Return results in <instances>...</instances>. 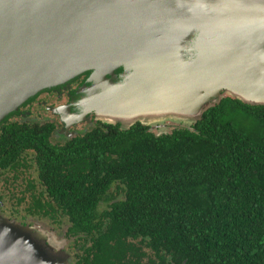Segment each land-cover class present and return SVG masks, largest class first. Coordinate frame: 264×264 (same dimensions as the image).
I'll return each mask as SVG.
<instances>
[{"label":"trees","instance_id":"trees-1","mask_svg":"<svg viewBox=\"0 0 264 264\" xmlns=\"http://www.w3.org/2000/svg\"><path fill=\"white\" fill-rule=\"evenodd\" d=\"M1 126L0 170L34 163L27 210L81 263L141 264L147 249V264H264V105L224 97L160 135L97 121L57 142L54 124Z\"/></svg>","mask_w":264,"mask_h":264},{"label":"water","instance_id":"water-1","mask_svg":"<svg viewBox=\"0 0 264 264\" xmlns=\"http://www.w3.org/2000/svg\"><path fill=\"white\" fill-rule=\"evenodd\" d=\"M81 77L52 108L63 134L93 119L191 128L223 91L264 105V0H0V126ZM0 264L69 255L55 232L0 216Z\"/></svg>","mask_w":264,"mask_h":264},{"label":"flooded vegetation","instance_id":"flooded-vegetation-1","mask_svg":"<svg viewBox=\"0 0 264 264\" xmlns=\"http://www.w3.org/2000/svg\"><path fill=\"white\" fill-rule=\"evenodd\" d=\"M72 84H74V82ZM72 84H71L70 88L69 87L66 88L67 89L66 91L65 90H63V91L53 90V92H52L53 94L50 96V98L54 97L55 101L58 102V103L53 102L54 103L52 105L53 107H60V106L66 105V104H68L70 102L71 93L73 92V90L76 89V87H78L76 85H73V88H72ZM44 96H46V94ZM44 102H46L44 99L41 100V101H38L37 103H34L37 106H33V107L38 110V109L43 107ZM30 104H27L26 107L27 106H31ZM48 107H49V105H45L46 110L49 109ZM24 113H25V115H24ZM24 113L21 112V113H19L20 114L19 116L16 115L15 117H12L9 120V122L10 123H18V124H23V123H27V124H29V123H32V124L40 123L41 125L42 124H54V126L56 127V134H55L54 139L57 142H60V141H63V140L65 141L66 139H71V138L75 137L76 135L83 133L85 130H88L89 128H91V127H93L95 125V122H93L92 124L82 123V124H80L78 126L71 127L69 130L66 129L64 131V134H63L62 133L63 126H62V124L60 122V119H59L58 116L54 115L53 111H50V114L52 115V116H50L51 118L46 119L44 121H40L39 118H41V119L43 118L42 115H40V114H39L38 117H36V118H34L32 120H30V119L28 120L27 118L31 117L30 116L31 112L26 111ZM20 117L22 118L21 120H23V121L19 120ZM88 125H91V126L88 127V129H87ZM1 127H0V132H1ZM22 169H20V170H22ZM19 171H14V170L4 171V170H0V177H5L6 176V178L4 180L5 181L6 190L3 191L0 188V209H1L0 215L2 217H4V218L10 220V221H14L16 223H20L21 225H34L35 222L32 223V224H29V222H27L28 218L26 216H24V217H22V215L20 216V211H18L16 209H14V211L12 212V215L14 216L13 219L8 218L6 216L7 215L6 214V210H4V207H3L4 206V201L7 198H10V199L14 198L15 200L17 198L18 205H21L26 200V199H24L21 196H17V194H16V193H20L19 188L21 186L15 188V189H10L9 188V186L12 185L9 179H13V181L15 182V181H17L18 179L21 178L22 174H19L20 173ZM11 173L13 175H11V177L8 176ZM29 186H30V184H29ZM7 192H8V194H7ZM21 199H23L22 203H21ZM32 201H33V198H32ZM31 204H32V202H31ZM27 212H28V210H27ZM28 215L33 216V217H37L35 215L30 214L29 212H28ZM9 216H11V215H9ZM50 230L54 231L58 235L59 240H66L67 243L65 244V251L69 255V262L71 264H78V263L79 264H85V263H81V261H82V257L86 256V253L84 251L79 250V249L75 251V248H74L75 244H74V240L73 239H69V238L63 236V234H59L57 231L53 230L52 228ZM145 251L148 253V255L145 258L143 256L141 264H147L149 258H151L153 256L152 253L149 250L145 249Z\"/></svg>","mask_w":264,"mask_h":264},{"label":"rangeland","instance_id":"rangeland-1","mask_svg":"<svg viewBox=\"0 0 264 264\" xmlns=\"http://www.w3.org/2000/svg\"><path fill=\"white\" fill-rule=\"evenodd\" d=\"M83 80H84V77H81L79 80L75 81L74 84H72V88H73V85L79 86L82 83ZM66 88H68V87L59 88V89H57V91L58 90L59 91H63V90L66 91L67 90ZM52 92L53 91H51V92H44L43 94H41L39 97H37L30 104L31 106L22 107L20 113L21 112L24 113L26 111L31 112L30 113V116L31 117H28L27 118L28 120L29 119L32 120V119L38 117L39 114L42 115V117H43L42 119L39 118L40 121H44L46 119L51 118L50 116H52V115L50 114V111H53L52 108H57V107H53L52 106L54 104L53 102L58 103V102L55 101L54 97L50 98V96L53 94ZM45 94H46V96H44ZM222 94L224 95V97H230L231 96L228 93H226L225 91H223ZM43 99L46 101V102H44L43 107L40 108V109H38V110L35 109L33 106H37V105H35L34 103H37L38 101H41ZM45 105H49V107H48L49 109L48 110H46ZM24 115H25V113H24ZM15 116H13V117H15ZM55 116H58V115H55ZM21 119L22 118L20 117L19 120L20 121H23ZM59 119H60V122H61V124L63 126V123H62L60 117H59ZM93 122H97V120L93 119ZM152 124H153L152 126L155 127V128L152 129V132H154L156 134H159V135L160 134L169 133L170 131H172L175 128H178V127H190L191 126L190 124L182 123V122H179L177 120H167L165 122H162L161 121V122H155V123H152ZM119 125L122 127V123L121 124L119 123ZM76 126H78V125H76ZM90 126L91 125H88L87 126V129ZM156 126H158V127H156ZM33 164L34 163H30V166H29V163H28L27 164V168H24V169L20 170L19 171L20 173L18 172L19 174H22V175H21V178L18 179L17 181L14 182L13 179H9L10 182H11V184H12L11 186L8 185L9 188L10 189H15V188L21 186L19 188L20 193H16V194H17V196H21V197H23L26 200L21 205H18L17 198H16V200L14 198H11V199L10 198H7L4 201V206L3 207H4V210H6V214H7L6 216L8 218H10V219H13L14 216L12 215V212L14 211V209H16V210L20 211V216L22 215V217L26 216L28 218V221L27 222H29V224H32V223L35 222V224H40L42 227H44L47 230L51 231L50 230L51 228L48 226V222H49L48 220L38 219L37 217L30 216V215H28V212H27V208L31 205V202H32V197L31 196L33 194L32 191H29V184L31 185L33 183L38 188L40 187V184H39L38 178H37V174H36L35 168L33 167ZM11 175H13V174L11 173L8 176L11 177ZM5 178H6V176L5 177H0V188L3 191L6 190V188H5V181H4ZM7 194H8V192H7ZM0 211H1V209H0ZM9 215H11V216H9ZM29 226H32V225H29ZM52 232H54V231H52ZM60 232H64V231H60ZM57 237H58V235H57ZM58 239H59V237H58ZM60 241L63 242L64 250H65V244L67 243L66 240H64V241L60 240ZM69 264H71V263L69 262Z\"/></svg>","mask_w":264,"mask_h":264}]
</instances>
